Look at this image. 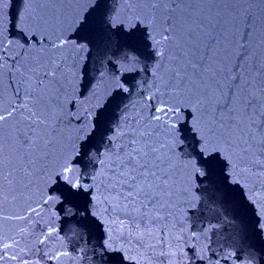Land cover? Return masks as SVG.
Returning <instances> with one entry per match:
<instances>
[{"label": "snow or ice", "instance_id": "obj_1", "mask_svg": "<svg viewBox=\"0 0 264 264\" xmlns=\"http://www.w3.org/2000/svg\"><path fill=\"white\" fill-rule=\"evenodd\" d=\"M8 3L0 0V264H33L42 248L50 264L70 260L52 243L63 242L52 209L84 195L103 206L93 215L106 248L127 251L113 248L118 238L161 264H207L202 242L217 225L177 230L174 209L181 197L198 209L195 181L212 180L217 158L253 203L264 198L256 19L233 2L110 0L105 11L97 0H20L13 21ZM90 45L99 64L91 69ZM234 54L248 66L229 68ZM6 79L15 85L7 96ZM131 81L139 99L125 104Z\"/></svg>", "mask_w": 264, "mask_h": 264}, {"label": "water", "instance_id": "obj_2", "mask_svg": "<svg viewBox=\"0 0 264 264\" xmlns=\"http://www.w3.org/2000/svg\"><path fill=\"white\" fill-rule=\"evenodd\" d=\"M105 11L111 6L110 0L105 3L104 0H97ZM233 2L237 8L245 10L256 19L257 33L252 41V50L257 53V58L264 60V0H206L211 6L213 3L223 8L225 3ZM21 7L20 0H10L5 7L7 14L15 21L16 15ZM13 35H18L15 28L12 29ZM92 48V46H89ZM97 49L92 48L88 56L87 63L91 69L94 65L99 66L97 61ZM151 63V61H148ZM245 64V60L238 59L233 55L228 61L229 68L236 66L237 71L241 70L240 66ZM91 75V73H90ZM144 75V74H142ZM71 82V73H69ZM75 91H82V82L77 80ZM3 90L7 96L15 85L9 80L3 83ZM129 87L133 89L131 96L124 95L123 103L132 104L139 99L135 87V81H131ZM68 90L72 91L71 83L68 84ZM118 116V111L114 113V119ZM66 141L71 138V124H65ZM182 128L189 129L186 133L190 135L189 124L182 125ZM101 150L103 145H100ZM239 179V178H238ZM85 180V176H81ZM244 180L239 183L232 180L228 175L227 162L217 158L215 165V175L212 180L197 179L195 181V194L200 197L199 207L197 210H191L183 202V198H178L174 209V219L176 228L187 227L190 231L198 230L201 224L206 220H212L217 227L210 233V238L202 243L208 245L206 255L209 257L207 264H264V198L259 202L253 203L249 199L246 189L243 186ZM62 183H57L53 187L54 194L59 195L63 190ZM259 188L260 185H257ZM63 201V197H61ZM103 210L93 209L90 198L84 195L75 204L66 202L57 204L52 211L55 215V224L59 231L60 241H53L54 246L66 247L70 260H65L64 264H161L160 259L154 255L151 250H145L140 244L133 241L125 243L123 240L116 239L113 245L114 249H120L121 246L127 251H118L105 247L106 232L105 227L93 212ZM47 219V216L45 217ZM44 226L41 221L39 227ZM79 228V233L74 234L73 229ZM196 243L190 242L188 245ZM45 249L33 251L30 254L31 261L39 260L40 264H50L43 255ZM191 254V253H190ZM229 254H234L229 256ZM131 256L132 258H127ZM238 258V259H237ZM192 264H197L195 260Z\"/></svg>", "mask_w": 264, "mask_h": 264}]
</instances>
